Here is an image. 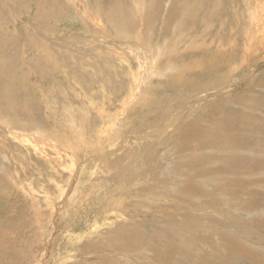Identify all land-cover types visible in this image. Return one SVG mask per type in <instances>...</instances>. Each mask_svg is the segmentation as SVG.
Instances as JSON below:
<instances>
[{
	"label": "rangeland",
	"instance_id": "obj_1",
	"mask_svg": "<svg viewBox=\"0 0 264 264\" xmlns=\"http://www.w3.org/2000/svg\"><path fill=\"white\" fill-rule=\"evenodd\" d=\"M133 1L0 0V264H264V37L240 57L245 0Z\"/></svg>",
	"mask_w": 264,
	"mask_h": 264
},
{
	"label": "bare ground",
	"instance_id": "obj_2",
	"mask_svg": "<svg viewBox=\"0 0 264 264\" xmlns=\"http://www.w3.org/2000/svg\"><path fill=\"white\" fill-rule=\"evenodd\" d=\"M144 1L145 0H135V1H133V3H134V5H135V7H136V12L138 13V15H137V17L139 18L140 17V15L142 14V12H143V9L142 8H144V6H145V3H146V1H145V3H144ZM262 0H245V3H246V7H247V11H248V20H249V23H248V25H247V39H246V43H245V48H244V50H243V52H242V54L240 55V57L241 56H243L244 54H245V52H248V51H251L252 50V41H254V42H256L257 41V38H263L264 37V19H263V16H264V0H263V5H260V2H261ZM150 6V5H149ZM244 6H245V4H244ZM134 7V6H133ZM90 13V12H89ZM98 15V14H97ZM136 17V18H137ZM260 31H262L261 32V34H260ZM179 32V31H178ZM12 42V41H11ZM13 44V43H12ZM156 52H158V54H159V50L157 49V51ZM144 54H145V52H144ZM158 56V55H157ZM181 58V57H180ZM204 58V57H203ZM145 59H146V57H145ZM142 60L144 61V59L142 58ZM226 60V59H225ZM181 61H184V59L183 60H181ZM219 61H221V60H219ZM169 62V61H168ZM228 62V61H227ZM262 62V61H261ZM260 62V63H261ZM192 63V62H191ZM220 63V62H219ZM221 63H222V61H221ZM225 63V62H224ZM233 63V62H232ZM227 64H229L230 65V63H227ZM235 64V63H234ZM233 64V65H234ZM217 65V64H216ZM258 65H263L264 66V62H262L261 64H258ZM218 66H219V64H218ZM218 66H216V67H218ZM225 66V65H224ZM140 68H141V66H139ZM172 67L173 66H168L167 65V67L166 68H169L168 70H171L172 69ZM183 67V66H182ZM213 67H214V64L212 65V68H211V70L213 71L214 69H213ZM238 68V65H236L235 67L233 66V70H236ZM139 69V68H138ZM143 69V68H142ZM155 69V68H154ZM154 69H153V71H154ZM173 69H175L176 70V68H174L173 67ZM181 69V68H180ZM204 69V68H203ZM259 69V67L258 66H255L253 69H252V71L250 72V74L249 75H253V73L256 71V70H258ZM156 70V69H155ZM165 70V69H164ZM145 71V70H144ZM158 71V70H157ZM173 71V70H172ZM260 71V70H259ZM169 72V71H168ZM155 73V72H154ZM157 73V72H156ZM159 73H160V71H159ZM211 73H214V72H211ZM129 74V73H128ZM142 74V73H141ZM210 74V72H206V75L205 76H207V75H209ZM230 74V73H229ZM255 74H256V72H255ZM130 75V74H129ZM167 75V74H166ZM186 75V74H185ZM178 77H179V75H177ZM184 76V75H183ZM232 76V75H231ZM136 78V77H135ZM138 78V77H137ZM148 78V77H147ZM146 80V79H145ZM192 81H193V78H192ZM144 82V83H143ZM180 82L181 83H183L184 82V77H181V80H180ZM234 82V81H233ZM135 85H133V89H131L130 90V92H129V94H128V98L126 97L125 98V100L126 99H128V101L126 100V102H124V103H129L133 98H135L139 93V89H140V87H142V84H145V81H143V76H141L138 80H136V82L134 83ZM231 85H232V83L231 84H225L223 87H224V89H227L228 87H231ZM132 86V85H131ZM130 86V87H131ZM183 86V85H182ZM103 87H105V86H103ZM212 89V88H211ZM90 90V89H89ZM141 90V89H140ZM222 89L221 88H217V89H215V90H213V92L211 91V92H208V93H206V94H203V95H196V94H191L192 96H190L189 98H190V104H184V107L182 108V110H181V112L183 113V112H185V111H187V110H192L193 108L192 107H194V106H196L197 104H199L201 101H203V100H205V99H207V98H209V97H211L212 95H216V94H218V93H220V91H221ZM227 90H230L229 88L227 89ZM206 91V90H205ZM229 92V91H228ZM194 93H196V92H194ZM108 95V94H107ZM149 95V94H148ZM256 103V102H255ZM127 104H125V105H127ZM254 104V103H253ZM123 106H124V104H123ZM124 107H122L121 109H123ZM180 109H181V107H180ZM180 109H178L177 111L175 110L174 112H178ZM123 111V110H122ZM181 112H179V113H176V116L174 117L175 119H177V118H179L180 117V115L182 114ZM100 115H102V114H100ZM168 115V114H167ZM102 117V116H101ZM112 117V116H111ZM117 118V117H116ZM110 119V118H109ZM118 119V118H117ZM105 122H106V120H104ZM173 121L174 120H170L169 122H168V124H167V128H169V127H171V126H173L174 125V123H173ZM115 122L113 121L112 123H110V122H108L107 121V123L106 124H104L103 126H102V128L104 129V131H103V133H97V134H99V137H101L103 134L106 136V139H97V142L99 143V141L100 140H104L107 144H109L110 145V143H111V139H112V137H114L113 136V132H114V126H115ZM8 125V124H7ZM72 126V125H71ZM82 126V125H81ZM35 127V128H34ZM75 127V126H74ZM43 129V128H41V127H39V126H32L31 127V130H30V134H26V137H28V138H30V140L35 144V143H46V145L48 144L49 146H53L54 148L56 147V144L51 140V137H52V134H51V136H49V135H44L43 136V134H42V132H41V130L40 129ZM93 128V127H92ZM101 128V129H102ZM77 129V128H76ZM82 129V128H81ZM60 130H63V129H61L60 128ZM79 130V128L77 129V131ZM100 130V129H99ZM99 130H97L98 132H99ZM58 131V130H57ZM73 131H74V129H73ZM101 131V130H100ZM21 132V131H20ZM52 132H54V131H52ZM51 132V133H52ZM55 132H56V130H55ZM54 132V133H55ZM62 132V131H61ZM80 132V131H79ZM78 132V133H79ZM13 133V132H12ZM15 133V132H14ZM57 133V132H56ZM64 134H63V136L65 135V132H63ZM78 133H76V134H78ZM25 134V133H24ZM48 134H50V133H48ZM152 135V134H157L156 133V131L155 130H150L149 132H147V133H145V135H147V136H149V135ZM12 135V134H11ZM19 135V134H18ZM56 135V134H55ZM59 135V134H58ZM79 135H80V133H79ZM79 135H77L78 136V138L80 137ZM82 135V134H81ZM15 136V135H14ZM54 136V135H53ZM69 136V135H68ZM117 136H119V135H117ZM116 136V137H117ZM19 137V136H18ZM97 137H98V135H97ZM98 137V138H99ZM104 137V136H103ZM116 137H114L113 139L115 140V138ZM144 137V135L143 136H141L140 138H143ZM23 138H24V135H23ZM57 138V137H56ZM63 138V137H62ZM82 138V136L79 138V140ZM65 139V138H64ZM117 139V138H116ZM136 139V138H135ZM114 140H112V142L114 141ZM19 141H22V140H19ZM24 141H26V140H24ZM72 141V140H71ZM74 141V140H73ZM82 141V140H81ZM58 142V141H57ZM65 143L67 142L66 140L64 141ZM124 142V140L123 139H121L120 140V144H121V146H122V143ZM28 143H29V141H28ZM68 143V142H67ZM97 143V144H98ZM29 144H31V143H29ZM64 144V143H63ZM61 145V144H60ZM65 145V144H64ZM78 145H79V142H78ZM33 146V145H32ZM40 146H42V145H40ZM70 146V145H69ZM75 146H77L76 145V142H75ZM97 146H99V145H97ZM34 147V146H33ZM72 147H74V144H73V146ZM109 148V147H108ZM71 149V148H70ZM73 149V148H72ZM96 149V148H95ZM98 150L99 151H101L102 149H100V148H98ZM61 151V150H60ZM59 151V152H60ZM114 152V151H113ZM113 152L112 153H110V154H113ZM115 153V152H114ZM65 154V153H64ZM100 155H102V157L103 156H106L105 154H95V155H93L92 157H91V159H93V158H97V161H98V158H101L100 157ZM60 157H61V154H60ZM100 160V159H99ZM64 162V161H63ZM99 162V161H98ZM107 163V162H106ZM109 163H110V161H109ZM77 163H75V160L73 159V158H71L70 159V162H69V165H68V170L70 171H72V169H73V167L76 165ZM105 164V163H104ZM66 165H67V163H66ZM109 165V164H108ZM77 166H79V164L77 165ZM106 166V165H105ZM108 167V166H107ZM110 167V166H109ZM77 168V167H76ZM98 168H100V167H98ZM103 168V167H102ZM75 169V168H74ZM109 169V168H108ZM110 169H111V167H110ZM67 170V171H68ZM76 170V169H75ZM79 170V169H78ZM77 170V171H78ZM103 170V169H102ZM109 171V170H108ZM167 171V169L165 170V172ZM170 171V170H169ZM168 171V172H169ZM79 172V171H78ZM97 173H98V171H96ZM101 172V171H100ZM99 172V173H100ZM72 174H74V173H72ZM78 174V173H77ZM103 174H104V172H103ZM74 175H76V174H74ZM77 177V176H76ZM100 177V176H99ZM99 177H97V178H99ZM71 179V178H70ZM80 179H81V177H80ZM95 180V179H94ZM76 181V180H75ZM89 182V181H88ZM73 183V182H72ZM79 184V183H78ZM77 184V185H78ZM82 185V184H81ZM81 185H79V186H81ZM152 185V184H151ZM79 186H77V187H79ZM101 186V185H100ZM70 187V186H69ZM68 187V188H69ZM83 187V186H82ZM153 187V186H152ZM91 188H93V187H91ZM74 189V188H73ZM95 189V188H94ZM103 189V188H102ZM99 190V189H98ZM187 190V189H186ZM64 191H65V189H64V187H60V189H59V192H60V195L62 196L63 194H64ZM74 191V190H73ZM73 191H71V192H73ZM188 191V190H187ZM202 191V190H201ZM201 191H199L200 193H201ZM106 192V191H105ZM189 192V191H188ZM191 192V191H190ZM192 193V192H191ZM200 193H199V195H200ZM91 194V193H90ZM70 195V194H69ZM75 195V194H74ZM192 195H194V194H192ZM198 195V194H197ZM65 196H67V193L65 194ZM71 196V195H70ZM84 196V195H83ZM70 198V197H69ZM63 199H64V197H63ZM66 199H67V197H66ZM45 201L46 202H48L49 201V198H45ZM58 205V204H57ZM63 206H64V202H63V204H62ZM123 210V209H122ZM68 211V210H67ZM55 212H56V214H61V217L60 218H58V223H61V222H63V220L61 219L62 217H64L65 215H63L62 214V210L61 209H55V211H52L51 212V215L53 216L54 214H55ZM122 213V212H121ZM64 214H66V213H64ZM58 216V215H57ZM56 216V217H57ZM51 217V216H50ZM66 221V220H65ZM249 221V220H248ZM64 223V222H63ZM55 225V224H54ZM54 225H53V227H54ZM59 225V224H58ZM64 225V224H63ZM101 225V224H100ZM57 227V226H56ZM62 227V226H61ZM98 227H99V224H98ZM101 228V227H100ZM99 228V229H100ZM52 229H54V228H52ZM91 229V228H90ZM100 231V230H99ZM97 232V231H96ZM51 234V232L49 233V235ZM80 234H81V232H80ZM94 234V233H93ZM238 234H240V233H238ZM52 235V234H51ZM85 235V234H84ZM90 236V235H89ZM95 237H96V235H94ZM94 236H92V237H94ZM87 237V236H86ZM235 239H236V237H235ZM82 241V240H81ZM224 242H225V240H224ZM50 243V242H49ZM219 244V243H218ZM51 245V244H50ZM225 245V244H224ZM223 245V246H224ZM103 246V245H102ZM46 247V246H45ZM98 247V246H97ZM224 248H225V246H224ZM223 248V249H224ZM44 249V248H43ZM47 251H49L48 250V246H47ZM87 252H89V251H87ZM96 252V251H95ZM69 253H71V252H69ZM41 254V253H40ZM75 254V253H74ZM73 254V255H74ZM77 255H78V253H77ZM69 256V255H68ZM76 256V255H75ZM45 257V256H44ZM70 257V256H69ZM58 258V257H57ZM62 258V257H61ZM64 259H66L64 262H66L67 261V257H63ZM73 258V257H72ZM76 258V257H75ZM39 260V259H38ZM83 260V259H82ZM41 261V260H40ZM46 262V261H45ZM45 262H40L41 264H46ZM35 263V262H34ZM33 263V264H34ZM39 264V263H38Z\"/></svg>",
	"mask_w": 264,
	"mask_h": 264
}]
</instances>
